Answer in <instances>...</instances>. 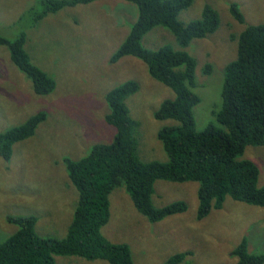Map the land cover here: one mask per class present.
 <instances>
[{"label": "rangeland", "instance_id": "1", "mask_svg": "<svg viewBox=\"0 0 264 264\" xmlns=\"http://www.w3.org/2000/svg\"><path fill=\"white\" fill-rule=\"evenodd\" d=\"M34 2L0 0V32L14 37L26 30L27 50L56 80L57 87L51 94H37L30 78L13 63L9 49L0 45V131L40 111L47 114L33 136L14 144L9 160L0 156V241L18 228L10 216L31 214L38 217L39 234L66 235L79 193L67 174L64 158L79 159L93 144L113 139L116 129L106 120L109 108L105 95L126 80H137L140 86L126 101L140 121L141 158H169L158 130L170 121L158 120L154 112L174 93L150 75L141 59H111L137 16L135 6L125 0H97L49 13L30 27L28 21L18 20ZM233 2L240 6L243 22L233 16ZM206 4L221 17L219 28L207 37L194 39L186 48H180L174 34L162 26L143 37L148 48L169 43L197 59L193 90L201 98L194 107L199 130L217 122L225 66L237 57L239 35L251 24L264 23V0H194L180 12V20L200 18ZM15 22L16 27H10ZM244 157L259 166L260 184L264 185V145H249ZM198 186L196 182L158 180L153 195L156 206L176 200L188 204L186 211L160 221L149 220L135 206L125 186H118L110 195L111 216L103 233L113 242L130 246L133 264H167L172 255L181 252L189 254L175 264H236L233 250L244 237L250 251L264 253V207L227 198L222 208L199 219ZM57 264L109 263L58 256Z\"/></svg>", "mask_w": 264, "mask_h": 264}, {"label": "trees", "instance_id": "2", "mask_svg": "<svg viewBox=\"0 0 264 264\" xmlns=\"http://www.w3.org/2000/svg\"><path fill=\"white\" fill-rule=\"evenodd\" d=\"M94 1L97 0H35L18 21H28L34 27L49 13ZM125 1L135 6L137 16L111 59H141L150 75L174 93L164 98L154 112L158 120L170 121L158 130L169 158L144 160L140 156V121L126 101L139 91V82L129 79L114 86L105 95L109 108L106 120L116 129L113 139L93 144L88 154L79 159L64 158L67 174L79 193L66 235L39 234L36 215L10 216L18 228L0 241V264H57L58 256L133 264L130 246L113 242L103 233L111 216L110 195L118 186H125L135 206L151 221L188 208L185 200L156 206L153 195L158 180L198 183L199 219L222 208L227 198L264 207L260 168L244 157L249 145H264V23L251 24L239 35L237 57L225 66L217 122L211 121L199 130L194 107L201 98L193 90L197 84V59L188 50L169 43L148 48L143 37L162 26L174 34L180 48H186L194 39L205 38L219 28L220 13L206 4L200 18L183 22L179 14L194 0ZM230 8L233 16L243 22L238 3H231ZM10 27H16V22ZM26 41V30L14 37L0 32V45L9 49L13 63L30 78L33 90L39 95L51 94L57 87L56 80L33 61ZM46 117V112L40 111L0 131V156L9 160L14 144L33 136ZM188 254H174L167 264L182 261ZM233 255L236 264L264 263V253L250 251L246 237L236 245Z\"/></svg>", "mask_w": 264, "mask_h": 264}]
</instances>
